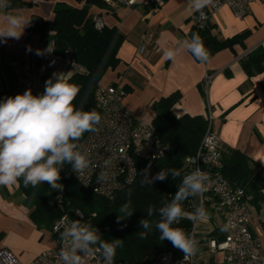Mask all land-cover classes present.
Wrapping results in <instances>:
<instances>
[{"label": "crops", "instance_id": "obj_1", "mask_svg": "<svg viewBox=\"0 0 264 264\" xmlns=\"http://www.w3.org/2000/svg\"><path fill=\"white\" fill-rule=\"evenodd\" d=\"M22 1L29 5L10 10L0 7V14L22 13L28 19L37 15L50 25L56 3L75 8H82L84 4L76 0ZM105 2V7L90 6L88 14L100 17L106 27H116L125 39L118 50V65L107 70L100 83L111 85L119 81L128 89L122 98L123 105L145 122H151L154 117L152 103L179 92L181 98L171 108L172 114L205 117L210 113L212 129L219 137L223 154L230 150L242 152L257 164L261 180L264 176V72L248 75L240 58L257 46L264 47V2L252 3L249 14L241 18L227 6L211 15L210 22L215 25L213 33L221 39L245 30L250 34L244 40L245 47L236 44L233 50L223 49L204 63L187 51H182L175 61L163 55L165 49L175 48L189 39L192 17L197 12L188 0H164L157 8L145 3L127 6L117 0ZM47 34L52 32L49 30ZM49 45L52 48V41H43L38 34H32L26 41V28L19 40L0 43V92L14 86L11 62L37 64L36 50L44 51ZM44 55L39 66L47 76L66 73L70 77L85 72L70 52L64 58L52 52ZM206 75L211 76L207 86L203 84ZM23 202L24 195L17 183L0 186V248L9 250L20 264H29L39 253L53 247L55 239L50 230L38 228L31 221ZM205 211L206 217L199 220L194 235L198 250L191 264H215L222 257L211 252L207 239L213 237L214 229L222 223L223 214L214 209L213 203L207 204ZM261 226L256 221L251 229L264 241Z\"/></svg>", "mask_w": 264, "mask_h": 264}, {"label": "trees", "instance_id": "obj_2", "mask_svg": "<svg viewBox=\"0 0 264 264\" xmlns=\"http://www.w3.org/2000/svg\"><path fill=\"white\" fill-rule=\"evenodd\" d=\"M83 2L82 8L71 7L65 3H56L53 8V19L49 25L37 15L31 16V25L26 27V41L32 34L40 35L43 41H52L54 56L64 58L72 53L74 62L83 67L84 73H74L69 77V83L79 88V93L73 101V106L84 111L98 109L94 101V92L107 70L114 69L118 63V50L125 36L116 27L103 26L98 30L94 27L93 16L88 14L90 6L105 7V0H76ZM7 10L28 6L22 0H7ZM210 21L204 25L192 23L188 37L193 33L200 36L209 54V58L223 49L233 50L234 45L244 46V40L250 31L245 30L230 38L221 39L213 29ZM52 34L48 35L47 32ZM45 55H36V63ZM243 70L248 75L264 72V47L257 46L240 58ZM52 78L46 75L45 82ZM125 95L128 89L123 86ZM15 83L12 88L0 92V101L9 96L14 97ZM44 92V91H43ZM179 92L160 98L151 105L154 117L151 121L157 130L161 142L169 149L168 153L157 159H136V176L133 182L118 191L112 200L90 193L83 189L71 174V165L65 164L60 171V184L63 190L51 189L46 183L33 189L25 187L23 180L17 181L19 191L24 195V206L29 210L31 221L38 227L51 229L53 222L64 213L79 210L89 218L87 224L96 227L103 240H123L122 246L116 249L114 260L121 264H148L158 253L168 252L173 258L180 259L183 253L174 248L168 240L160 241L159 232L153 223L147 238H141L139 232L142 218L150 222L159 220L158 215L147 216L149 206L159 208L173 199L178 185L182 181V168L186 158L192 156L201 141L207 127L204 116L182 115L175 117L171 108L180 101ZM89 132H85L81 141ZM77 141V143L79 142ZM222 174L231 183L244 188L256 200L260 186V169L257 164L238 150H230L222 156ZM151 164L147 175L155 176L161 169H175L180 176L175 180L171 175L164 181H154L151 185L144 182L145 169ZM130 194V195H129ZM194 197H189L182 204L187 213H192ZM56 200H60L59 204ZM55 201V202H54ZM131 201L132 216L117 222L118 211L126 202ZM191 206V207H190ZM94 214L92 217L91 215ZM123 215V214H122ZM187 233H191L192 221L182 218L178 224ZM264 227V223H262ZM213 238L221 240L222 235L215 230Z\"/></svg>", "mask_w": 264, "mask_h": 264}, {"label": "built area", "instance_id": "obj_3", "mask_svg": "<svg viewBox=\"0 0 264 264\" xmlns=\"http://www.w3.org/2000/svg\"><path fill=\"white\" fill-rule=\"evenodd\" d=\"M117 1L127 6L136 3L153 4L157 8L164 0ZM256 1L258 0H212L203 9L204 16L201 17L197 12L192 21L204 25L223 6L229 7L236 17L241 18L249 14L252 3ZM92 20L96 29L103 28L104 23L100 17L93 16ZM10 66L16 94H22L28 89H31L33 95L43 93L46 74L39 65L17 60L11 62ZM210 79L211 76L206 75L203 84L207 86ZM124 96L125 91L119 81L111 85L98 84L94 101L101 120L96 125V131L89 132L78 142L79 150L89 159V166L79 176L71 166L72 176L83 189L109 200L135 179L136 159H157L169 151L151 122L134 117L123 105ZM205 118L207 127L199 146L192 156L186 158L182 168V178L197 167L208 177L203 195L193 199L192 213L201 205L205 209L207 204L213 203L214 209L223 214L222 223L214 229L222 235V239H207L211 252L222 255L221 260L215 264H264V241L259 233L251 229L253 222L264 223V176H261L256 200L244 188L229 182L221 172L223 150L219 137L212 129L210 113ZM194 159L198 163H193ZM56 202L62 203L60 200ZM89 218L79 210L58 217L50 229V234L55 239L54 246L39 253L29 264H62L58 252L64 242L60 234L71 222L87 224ZM191 221L190 234L195 235L199 220ZM165 257L168 259L165 260ZM192 258L184 261L183 256L175 259L168 252H160L148 264H191ZM0 264L20 263L9 250L0 248ZM83 264H105V261L100 252H94L93 255L83 258ZM113 264L121 263L113 260Z\"/></svg>", "mask_w": 264, "mask_h": 264}, {"label": "clouds", "instance_id": "obj_4", "mask_svg": "<svg viewBox=\"0 0 264 264\" xmlns=\"http://www.w3.org/2000/svg\"><path fill=\"white\" fill-rule=\"evenodd\" d=\"M188 2L203 17V9L212 0ZM0 7H9L7 0H2ZM30 25L31 19L22 13L0 14V43H7L9 39L19 40L25 28ZM31 50L29 46L28 51ZM52 51L49 45L44 51L37 49L35 54L40 56ZM182 51L189 52L201 63L209 59L203 41L196 33L190 39L181 41L177 47L165 49L163 55L166 59L175 61ZM68 81L66 73H53V77L46 81L41 95H33L31 89H28L22 94L0 101V186H9L22 179L25 187L36 189L46 183L51 189L62 191L60 171L65 164H70L78 176L89 166V159L79 150L77 141L85 132L96 131L101 116L94 110L84 111L73 106L79 88ZM193 163L198 161L194 159ZM150 168L151 164L145 169L144 175V182L150 185L157 180L164 181L169 174L174 180L180 176L175 169H161L149 178L147 173ZM207 179L206 173L197 167L183 177L170 202L159 208L149 206L147 216L155 214L159 216V220L150 222L142 218L139 221L143 229L139 232L140 237L147 238L154 223L160 241L171 242L174 248L183 253L184 261L193 257L198 250L194 235L173 225L185 217L193 221L206 217L202 205L190 215L185 212L182 204L189 197L202 196ZM133 212L131 201L126 202L118 211L117 222L132 216ZM60 235L64 242L58 252L62 264H83V258L94 252L101 253L105 264H113L116 249L123 243L121 239L103 240L96 227L79 221L71 222Z\"/></svg>", "mask_w": 264, "mask_h": 264}, {"label": "rangeland", "instance_id": "obj_5", "mask_svg": "<svg viewBox=\"0 0 264 264\" xmlns=\"http://www.w3.org/2000/svg\"><path fill=\"white\" fill-rule=\"evenodd\" d=\"M261 2H264V0H260ZM261 229L264 230V227L261 226Z\"/></svg>", "mask_w": 264, "mask_h": 264}]
</instances>
